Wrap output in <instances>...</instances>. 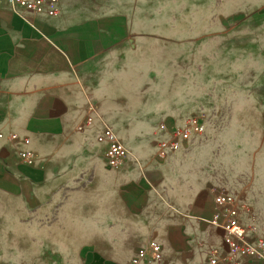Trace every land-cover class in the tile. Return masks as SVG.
Here are the masks:
<instances>
[{"label":"crops","instance_id":"crops-1","mask_svg":"<svg viewBox=\"0 0 264 264\" xmlns=\"http://www.w3.org/2000/svg\"><path fill=\"white\" fill-rule=\"evenodd\" d=\"M100 1L58 0L54 16L0 4L3 203L38 214L39 221L47 215L64 221L49 242L77 246L68 254L71 264H129L151 240L162 248L154 264H204L211 254L217 264H264L229 252L224 232L207 222L217 210L214 197L228 190L209 182L201 187L196 179L191 198L176 200L164 182L167 164L153 147L127 145L129 157L109 168L105 146L96 140L100 123L77 129L90 101L114 99L120 84L110 77L118 62L120 17L98 12ZM22 150L37 160L24 164ZM241 218L252 227L257 222L254 213L247 218L244 211Z\"/></svg>","mask_w":264,"mask_h":264},{"label":"rangeland","instance_id":"rangeland-1","mask_svg":"<svg viewBox=\"0 0 264 264\" xmlns=\"http://www.w3.org/2000/svg\"><path fill=\"white\" fill-rule=\"evenodd\" d=\"M98 12L120 17L110 74L120 84L90 105L126 147L154 148L174 199L209 182L234 193L264 234V0H101ZM191 116L202 133L161 159L158 140ZM37 217L0 198V264L73 263L77 246L51 243L65 222Z\"/></svg>","mask_w":264,"mask_h":264},{"label":"built area","instance_id":"built-area-1","mask_svg":"<svg viewBox=\"0 0 264 264\" xmlns=\"http://www.w3.org/2000/svg\"><path fill=\"white\" fill-rule=\"evenodd\" d=\"M58 0H0L14 10H25L31 13L54 16L58 13ZM97 120L100 129L96 134L98 143L105 146L104 157L106 166L117 168L129 157L130 153L125 144L118 137L113 128L101 118V115L90 105L88 115L78 125V130L92 126ZM203 130V122L199 116H191L187 119L185 128H173L166 131L165 136L157 142V154L161 159H166L169 154L180 151L185 143L199 136ZM1 136V135H0ZM15 138V135H11ZM19 159L27 165H32L37 160V155L31 150H22L18 153ZM217 210L208 224L220 228L224 232L225 243L229 252L239 257H247L252 260L264 262V234L252 233V226L242 221V213L245 211V204L237 196L225 191L214 197ZM162 258L161 245L151 240L144 247L138 250L129 261V264H154ZM204 264H217L214 254Z\"/></svg>","mask_w":264,"mask_h":264}]
</instances>
